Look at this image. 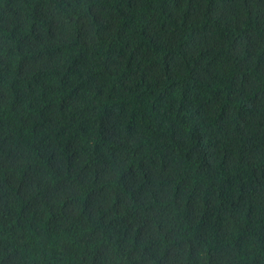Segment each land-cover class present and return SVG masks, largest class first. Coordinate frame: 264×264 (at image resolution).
Listing matches in <instances>:
<instances>
[{"label": "trees", "instance_id": "trees-1", "mask_svg": "<svg viewBox=\"0 0 264 264\" xmlns=\"http://www.w3.org/2000/svg\"><path fill=\"white\" fill-rule=\"evenodd\" d=\"M0 264H264V0H0Z\"/></svg>", "mask_w": 264, "mask_h": 264}]
</instances>
